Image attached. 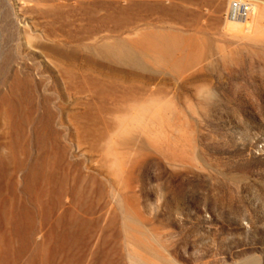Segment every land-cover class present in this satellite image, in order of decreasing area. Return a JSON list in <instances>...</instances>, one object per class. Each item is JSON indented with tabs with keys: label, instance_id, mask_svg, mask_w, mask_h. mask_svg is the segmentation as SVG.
I'll return each mask as SVG.
<instances>
[{
	"label": "rangeland",
	"instance_id": "1",
	"mask_svg": "<svg viewBox=\"0 0 264 264\" xmlns=\"http://www.w3.org/2000/svg\"><path fill=\"white\" fill-rule=\"evenodd\" d=\"M130 1L120 5L119 0H0V143L17 142V134L25 133L34 141L28 147L31 152L52 161L31 194L43 181L48 183L49 201L64 179L82 187L77 264H133L134 253L141 257L144 253L146 264H160L157 250L150 254L135 244L133 222L127 219L131 213L141 216L136 219L138 235L166 253L173 264H264V38L255 42L224 35L214 1L208 2V15L189 3ZM250 1L264 4V0ZM51 3L72 10L65 9L63 20L73 34L84 32L91 19L111 13L114 26L130 19L144 30L205 35L224 46L225 56L239 60L223 62V55L214 51L203 63L182 72L154 62L148 72H131L127 66L96 58L82 44L47 39L49 32L63 33L42 6ZM25 30L41 36L44 44L57 48L65 58L76 57L77 64L97 63L140 78L148 88L164 86L173 91L170 99L178 116L173 135L180 140L177 155L147 145L139 150L141 158L130 176L125 175L128 188L119 186L101 163L104 153L93 150L75 131L73 116L84 111L82 101L87 98L69 91L52 58L38 47L42 42ZM47 111L50 126L43 130L39 119ZM25 118L22 132L17 126ZM39 130L46 137L40 146ZM119 155L120 161H128ZM12 156L8 148L0 150L4 165L11 163L13 170ZM15 179L21 184V173L0 176V189L6 194ZM20 193L24 198L30 195ZM64 200L71 207V196L64 194ZM108 208L110 216L103 224L100 215Z\"/></svg>",
	"mask_w": 264,
	"mask_h": 264
},
{
	"label": "bare ground",
	"instance_id": "2",
	"mask_svg": "<svg viewBox=\"0 0 264 264\" xmlns=\"http://www.w3.org/2000/svg\"><path fill=\"white\" fill-rule=\"evenodd\" d=\"M212 1L215 3L217 24L225 25L224 35L232 39L247 37L255 42L263 41L264 4L262 5L260 1V5L258 2H252L251 16L240 19L229 17L232 0H154L153 2L189 3L196 6L195 9L198 8L201 14L208 15V2L212 3ZM130 2L132 1L119 0L120 5ZM42 6L63 27L62 34L56 36L55 33L49 32L47 39L57 44H62V41L82 44L85 49L92 51L96 58L100 57L117 65L127 66L132 69L131 72H148L149 64L152 62L169 65L182 72L187 67L203 63L214 51L223 55V62L227 63L229 59L239 60L238 56H225L224 46L205 35L175 34L171 30H162V28L144 30L137 21L130 19H124L114 26L111 13L103 16L102 19H91L84 32L82 30L73 34L67 30L63 20V17H67L64 12L67 5L64 6V10L59 3ZM66 10L72 11L69 8ZM98 20L102 23V29ZM216 28L220 29L218 26ZM25 33L33 35L27 30ZM103 33L105 34L101 37ZM113 33H117V36L113 37ZM32 38L41 42L43 40L38 35H33ZM46 43L42 42L38 47L43 54L52 58V65L61 72L69 91L87 98L82 101L84 111L80 115L73 116L76 133L84 141L89 142L93 150L104 153L105 158L101 163L118 179L119 186L123 187L129 183L125 175L131 173L132 167L141 158L142 151L139 150H144L147 145L150 150L165 152L171 150L169 153L177 155L180 140L173 135L178 120L173 109V98L170 99L173 91L164 86L148 88V85L140 82V78H133L125 71L105 69L97 63L77 64L76 57L67 59L57 48ZM4 98L6 100V97ZM32 111L29 109V113ZM13 112L15 113L14 109L11 114ZM49 112L44 118L39 119L43 130L50 126ZM11 114H7L9 119L12 118ZM26 118L25 122L17 126L22 132L26 131L28 122ZM30 119L35 123V117L31 114ZM37 133L38 146H40L46 141V137L40 130ZM28 137L25 133H18L19 141L14 142L11 139L0 143V150L4 147L8 148L14 158L12 170L11 163L4 165V160L0 157V176L6 177L12 172L15 175L21 173L22 176L21 184L15 179L6 194L2 188L0 189V264H77L79 260L77 250L81 246L77 214L84 200L82 187H78V181H73L70 183L72 185H69L64 179L57 196L49 201L48 183L43 181L38 192L31 194L37 178L48 171L47 166L51 167L53 164L48 158L42 159L41 153L31 152L28 147L34 141L30 135ZM125 149H130V155ZM119 154L128 161L126 163L120 161ZM21 191L30 195L24 198ZM9 193L11 195L7 196ZM64 194L71 196V207L66 206ZM108 211L109 208L100 215L103 224L109 219ZM127 219L133 222L132 224L125 219L127 223L133 225L131 229L134 231L132 238L135 244L141 246L144 251L149 250L147 252L150 254H154L157 250L160 264H173L166 253L138 235L136 219L141 220L138 213L129 214ZM39 237L41 241L38 242ZM141 254L142 257L135 253L131 255L133 264H146V256L144 253Z\"/></svg>",
	"mask_w": 264,
	"mask_h": 264
},
{
	"label": "built area",
	"instance_id": "3",
	"mask_svg": "<svg viewBox=\"0 0 264 264\" xmlns=\"http://www.w3.org/2000/svg\"><path fill=\"white\" fill-rule=\"evenodd\" d=\"M253 11L252 2L250 0H232L229 17L230 18H248Z\"/></svg>",
	"mask_w": 264,
	"mask_h": 264
}]
</instances>
